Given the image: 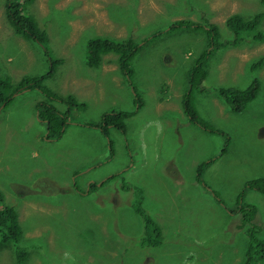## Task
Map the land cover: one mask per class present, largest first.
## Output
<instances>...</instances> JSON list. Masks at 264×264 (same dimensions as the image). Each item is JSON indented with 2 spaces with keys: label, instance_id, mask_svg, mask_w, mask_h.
<instances>
[{
  "label": "rangeland",
  "instance_id": "rangeland-1",
  "mask_svg": "<svg viewBox=\"0 0 264 264\" xmlns=\"http://www.w3.org/2000/svg\"><path fill=\"white\" fill-rule=\"evenodd\" d=\"M262 11L260 0H35L26 6L46 31L49 56L61 60L43 85L83 105L69 110L55 140H43L34 104L47 99L35 89L0 105L2 198L17 212L23 242L42 235L41 248L24 264H242L246 239L227 211L242 191L256 206L264 237V196L245 186L264 176V65L249 69L264 54V17L240 31L236 44L211 54L200 89L192 90L195 114L213 132L189 123L180 103L188 70L205 47L203 30L164 32L143 47L130 62V85L114 53L102 55L100 67L87 66L85 44L93 36L138 41L172 21L201 16L224 41L233 37L229 15L247 19ZM12 29L0 0V76L15 83L47 73L43 49ZM253 76L259 81L253 100L241 112L229 111L215 90L245 88ZM111 111L132 112L123 129L104 134L84 125ZM111 174L118 176L97 189L98 197L85 193L92 179ZM124 182L142 192L141 208L159 227L161 245L138 249L142 218L130 195L116 191L129 190L120 187ZM9 258L0 249V264H12Z\"/></svg>",
  "mask_w": 264,
  "mask_h": 264
},
{
  "label": "trees",
  "instance_id": "trees-1",
  "mask_svg": "<svg viewBox=\"0 0 264 264\" xmlns=\"http://www.w3.org/2000/svg\"><path fill=\"white\" fill-rule=\"evenodd\" d=\"M34 1L35 0H3V13L8 24L13 28L12 31L14 33L20 34L28 40H32L43 49L47 58V64L49 63V67L47 73L36 76H22L15 83H11L7 78H4V76H0V105H7L12 100L14 95L35 89L39 94L45 96L47 99V101L39 100L34 104L35 116L37 120L44 125L43 140H55L63 133L68 121L67 117L69 115V110L73 107H80L83 104L75 101L72 95H56L43 85V80L48 75L52 74L54 66L57 63H60L61 60L57 58L55 60L49 56L48 49L46 47L47 34L45 29L40 28L33 15L26 12V6L30 4L31 7ZM260 1L264 6V0ZM263 17L264 11L257 12L247 19L238 14L229 15L225 19V25L231 29L233 37L224 41H219L217 39L219 34L215 23L210 20L208 21L205 17L203 18V16H201L200 21H193L190 19L172 21L168 24L167 28H165V26L163 28H159L138 41H133L131 38L113 39L104 36H93L88 38L85 44V64L89 67H96L100 61L101 54L114 53L116 55L117 67L125 80V84L127 83L130 85V80L133 78V71L130 66V62L133 57H135V55L143 49V47L156 40V38L164 32H174L179 29L203 30L206 33L205 47L195 57L188 70L186 77L187 91L185 90L181 96L180 103L182 112L189 123H193L205 131L213 132V128L197 118L193 105L192 90L196 87V90L200 89L199 85L206 76L207 62L211 54L218 49L236 44L239 40L237 37L239 32L242 30L250 31L255 25L258 27V24ZM242 18L245 20H242ZM258 40H262V36L259 31ZM263 65L264 54L258 56L249 64L250 72L255 70L258 71V69ZM257 79V77L253 76L250 84L242 89L232 86L218 87L215 92L221 100L224 101V104L228 107L229 111L238 113L241 112L257 94L259 87V81ZM134 103L137 107L140 105V101L138 99H136V102ZM60 106H63L64 109L61 110ZM131 114L132 112L130 111L103 112L100 116L99 122L84 125L95 128L99 127L100 131L105 134L107 128L123 129L124 119ZM222 151L223 148L221 149V152ZM211 161L212 160H207L201 162L200 164L204 169L205 165ZM117 176L118 174H111L106 178L99 177L97 179H92L91 182H89L85 193L89 194L92 192L95 193L96 197H98L99 190L97 189L101 188L106 181L115 180V177ZM245 186L247 190H253L254 192L264 196V176L256 177L253 180L246 182ZM120 187L129 189L116 191H124L127 195H130L133 210L142 218V233L137 240L138 249L147 250V248H154L161 245L162 241L159 227L147 216V214L144 213L141 208L142 192L139 188L132 187L131 184L127 182L122 183ZM241 193L242 191L238 194L235 208H229V211L227 212L237 216V222L234 226L237 230H242L246 239L242 264H262L264 262V237L261 236L262 223L258 221L256 206L253 203L245 201L244 196ZM2 197L3 195L0 191V249H6L9 251V259L12 261V264H24L30 252H35L41 248L38 246V240L42 239V235L35 238L33 241L23 242V230L18 221L17 212L12 205L3 201ZM134 199H136V201H133ZM216 200L221 206H223L217 198ZM35 246L36 248H34ZM45 246L47 248L46 244ZM53 257L54 256H51L48 259L51 260ZM86 257L87 256H84V258ZM89 260L91 261L90 258Z\"/></svg>",
  "mask_w": 264,
  "mask_h": 264
},
{
  "label": "clouds",
  "instance_id": "clouds-1",
  "mask_svg": "<svg viewBox=\"0 0 264 264\" xmlns=\"http://www.w3.org/2000/svg\"><path fill=\"white\" fill-rule=\"evenodd\" d=\"M104 54H101V56L104 55ZM106 54H108V53H106ZM101 56H100V60H101ZM99 63H100V61H99ZM99 63H98V65L96 67H100Z\"/></svg>",
  "mask_w": 264,
  "mask_h": 264
}]
</instances>
